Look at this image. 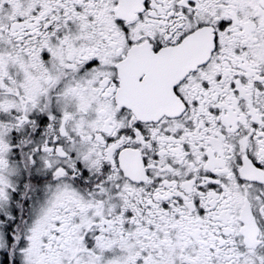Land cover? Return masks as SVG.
Instances as JSON below:
<instances>
[{
  "label": "snow or ice",
  "instance_id": "6c2138e0",
  "mask_svg": "<svg viewBox=\"0 0 264 264\" xmlns=\"http://www.w3.org/2000/svg\"><path fill=\"white\" fill-rule=\"evenodd\" d=\"M0 264H264V0H0Z\"/></svg>",
  "mask_w": 264,
  "mask_h": 264
}]
</instances>
